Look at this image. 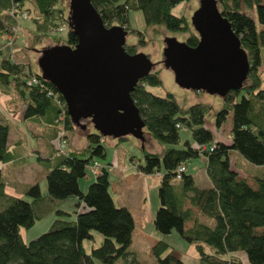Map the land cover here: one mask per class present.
I'll return each mask as SVG.
<instances>
[{
    "label": "trees",
    "instance_id": "obj_1",
    "mask_svg": "<svg viewBox=\"0 0 264 264\" xmlns=\"http://www.w3.org/2000/svg\"><path fill=\"white\" fill-rule=\"evenodd\" d=\"M89 1L104 26H122L137 37L140 45L143 31L129 27L127 12L130 9L140 10L146 25H160L167 31L187 33L181 42L188 47L195 46L198 41L185 18L170 11L182 0ZM216 2L220 14L238 37L248 61L241 88L230 90L221 97V104L213 114L215 129H219L230 115L228 141L218 139L204 125V112L208 108L204 104L195 102L181 107L169 92L159 96L148 91L149 86L161 84L158 71L151 70L136 83L130 97L143 121V130L162 145V150L160 153L143 150L142 161L136 164V170L160 175L158 207L152 219L154 230L161 234L176 231L186 243L194 246L198 264H242L240 253L248 264H264V172L252 175L249 182L230 166L231 152L253 165L264 166V86H260L259 78V67L264 58V0ZM242 7L254 10L255 18ZM33 10L37 12L36 17H31ZM10 11L15 15L21 11L27 14L26 19L33 22L35 38L50 34L55 40L54 45L73 47L77 43L76 35L68 29V11L64 12L58 0H0V33L5 37L10 35L9 26L13 22ZM60 26L67 28L63 44H58L57 29ZM134 47L125 44L124 50L133 54L136 53ZM29 75L36 76L39 83L27 86L25 81ZM6 87H11L9 95L12 91L21 101L23 118L49 116L45 122L51 132L50 146L51 138L55 139L59 130L58 110L52 95L47 96L46 92L56 94L63 103L62 97L28 64L11 58L0 60V88ZM83 121L86 120H80V123ZM73 126L64 112L63 128L68 132ZM180 129L187 130L190 139L180 140ZM7 133V124L0 120L2 163L14 158L6 144ZM102 138L89 129L81 150L66 149L65 155L55 156L54 148H50L52 161L45 165V194L40 193L37 183L30 184L23 192L28 201L6 195L0 177V264H115L117 259H121L122 264L136 263L128 251L133 218L125 206L113 203L108 192L107 170L100 167L85 191L78 185V180L85 176L86 166L95 161V157L104 156ZM199 155L204 158L203 167L210 182L208 187L195 185L193 176L186 173V161ZM179 165H183L184 170L177 172ZM68 196L76 199L72 213L54 209L56 218L47 231L27 242L22 239V228L39 219L54 199L62 200ZM91 230L97 231L102 240L86 253L82 240L92 237ZM150 254L154 264H182L173 248L163 240H156L151 245Z\"/></svg>",
    "mask_w": 264,
    "mask_h": 264
},
{
    "label": "water",
    "instance_id": "obj_2",
    "mask_svg": "<svg viewBox=\"0 0 264 264\" xmlns=\"http://www.w3.org/2000/svg\"><path fill=\"white\" fill-rule=\"evenodd\" d=\"M198 3L190 18L196 45L165 38L162 63L181 88L221 98L241 88L248 61L216 0ZM67 25L77 43L42 47L36 59L39 75L62 97L74 126L84 129L80 120H88L102 136L141 140L144 124L130 92L153 63L141 52L127 53V30L104 26L89 0H68Z\"/></svg>",
    "mask_w": 264,
    "mask_h": 264
},
{
    "label": "rangeland",
    "instance_id": "obj_3",
    "mask_svg": "<svg viewBox=\"0 0 264 264\" xmlns=\"http://www.w3.org/2000/svg\"><path fill=\"white\" fill-rule=\"evenodd\" d=\"M199 0H182L178 4L171 7L170 11L174 15L183 16L190 26V18L193 12L197 9ZM58 4L64 12L68 11V0H58ZM219 9V4L216 3ZM31 6V5H28ZM33 7V6H31ZM33 9V8H31ZM242 10L247 11L248 15L255 18V11L248 10L242 7ZM32 16H37L36 10L31 12ZM128 25L132 29L143 31V43L138 44L137 37L132 32H127L125 37L126 45H134L135 52L145 54L153 63L152 71L157 70L161 79L159 86H149L148 91L155 95L163 96L169 92L173 95L176 102L181 107H187L195 102H200L208 107L204 112V125L214 132V136L223 141H228V128L230 125V115L226 116V120L219 129H215L213 125V114L221 104L220 97L208 94L204 91H192L178 86L170 69L165 68L162 63V49L165 46V38H174L176 41H183L187 33L167 31L160 25H146L143 20V15L140 10L130 9L127 12ZM33 22L30 19H21L17 24L16 32L14 33V41L7 44L5 36L0 33V60L2 58H11L15 62H25L30 69L38 72L36 59L39 55V50L45 46L56 44L55 40L48 34L35 38ZM193 31V29L191 28ZM194 32V31H193ZM67 28L62 31L57 30V35L60 38L58 44H63L66 38ZM260 86H264V58L259 67ZM3 106L0 103V110ZM84 125V129L73 126L71 130L65 132L66 149L81 150L85 146V134L91 128L88 121H83L80 124ZM34 129V128H32ZM142 139H137L132 135L125 136L122 140H117L110 136H103L102 145L104 147V156L95 157L94 160L100 167L107 170V177L110 181L108 192L116 206H125L131 213L134 227L131 233L130 251L136 263L133 264H154V258L150 254L151 245L156 240H163L173 248L174 252L183 256L184 264H194L190 260L192 257H197L194 246L186 243L176 231L172 230L168 234H161L154 230L152 219L156 208L158 207L157 188L159 184V173L143 174L136 170V164L142 161L143 150L148 152L160 153L162 145L153 140L150 135L142 129ZM180 140L190 139L187 130L180 129ZM14 134L11 133L8 143L13 144ZM55 139L51 138L50 148L54 147ZM22 150L16 149L14 161L10 165H4L2 175L8 182H22L28 178L35 177L41 194H45V178L41 170L32 162L35 158L26 155L20 156ZM68 151V150H67ZM25 152V151H24ZM29 153V152H28ZM31 162V163H29ZM204 158L199 155L190 158L186 161V173L193 176L194 184L201 187L206 186L209 182L203 167ZM89 165V164H88ZM230 166L235 168L241 177L246 178L251 182L252 175H260L264 172V166L253 165L234 152L230 153ZM1 169V166H0ZM85 176L78 180V185L81 191H85L89 182H91L94 172L85 168ZM42 175V176H41ZM23 199L29 200L25 195ZM76 199L73 196H68L65 199H54L50 207L35 220L33 224L27 228L21 229L22 239L29 241L41 233L47 231L52 220L56 218L54 209H60L72 213ZM195 213V211H194ZM72 215V214H71ZM92 237L82 240V247L86 253H89L91 248L99 245L102 236L94 230H91ZM168 250V249H167ZM166 250V251H167ZM121 259H117L115 264H122Z\"/></svg>",
    "mask_w": 264,
    "mask_h": 264
},
{
    "label": "crops",
    "instance_id": "obj_4",
    "mask_svg": "<svg viewBox=\"0 0 264 264\" xmlns=\"http://www.w3.org/2000/svg\"><path fill=\"white\" fill-rule=\"evenodd\" d=\"M9 88L11 87H6V89L0 88V103L3 106V110L2 109L0 110V120L5 122L8 126L7 143H6L7 147L9 151L13 153L15 152L16 149L22 150L20 151L22 153L21 154L19 153L20 156L26 155V152L28 150L29 153L27 152V156L28 157L33 156L35 158V161L32 163H34L41 170L42 175L44 177L46 173L45 165L51 163L52 161V152L49 147V139L51 137V132L50 129L47 128V124L45 122L46 119L49 118V116L47 117V115H44V116H35L33 118H23L22 103L16 98V95L12 93V91L10 92L9 95L8 93L10 91ZM11 133L15 135L13 139L14 142L13 144L8 143ZM67 150L72 151L74 149L68 148L67 145ZM14 158H12L8 162H3V163L0 162V166H1L0 177L3 182V192L8 196L22 197L25 188L30 184L37 183L38 180H36L35 177H31L22 182H18V181L16 182V180L13 181L12 183L8 182L2 175V168L4 167V165L12 164ZM37 158H39V160H37ZM93 178L91 180H93ZM209 185L210 182H208L206 186H201V187H208ZM193 211H195L196 213L195 209H193ZM200 219L206 223H210V221L206 220L203 217H200ZM188 225L189 223H187L186 226ZM178 256L182 261V264H184L182 260L184 259V257L180 255ZM238 256L241 259L242 264H248L243 254L240 253V255ZM190 260H193L192 262L194 264H198L197 257L194 258L192 257Z\"/></svg>",
    "mask_w": 264,
    "mask_h": 264
},
{
    "label": "built area",
    "instance_id": "obj_5",
    "mask_svg": "<svg viewBox=\"0 0 264 264\" xmlns=\"http://www.w3.org/2000/svg\"><path fill=\"white\" fill-rule=\"evenodd\" d=\"M9 14H11L13 22L9 26L10 35H7L5 37L7 44L8 43L10 44L12 42V40L14 38L13 35L16 32L17 24H18L19 20L27 18V14L24 13L23 11H21L18 15H15L11 11ZM64 28H65L64 26H60V27H58L57 30L62 31ZM38 83H39V80L34 75H29L25 81V84L27 86L36 85ZM46 94H47V96L52 95L53 100L55 101V105H56L57 110H58L56 121L58 123L59 130H58L57 136L55 138V143H54V147H53L54 148V154H55V156L62 155V154L65 155L66 154V141H65V132L66 131L63 128L64 112H66L65 104H64V101L62 103L57 99L56 94H51L50 91H47ZM88 167H89V169H91L92 172H94V174L97 173L98 170L100 169V166L96 161L91 162L88 165ZM183 170H184V166L179 165L177 168V172H180ZM176 177H178V175H176Z\"/></svg>",
    "mask_w": 264,
    "mask_h": 264
}]
</instances>
